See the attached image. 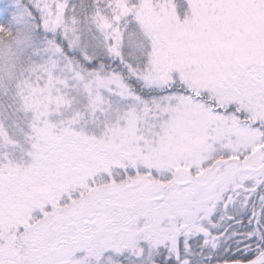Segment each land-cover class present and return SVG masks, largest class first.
Here are the masks:
<instances>
[{"label": "snow or ice", "instance_id": "6c2138e0", "mask_svg": "<svg viewBox=\"0 0 264 264\" xmlns=\"http://www.w3.org/2000/svg\"><path fill=\"white\" fill-rule=\"evenodd\" d=\"M0 264H264V0H0Z\"/></svg>", "mask_w": 264, "mask_h": 264}]
</instances>
